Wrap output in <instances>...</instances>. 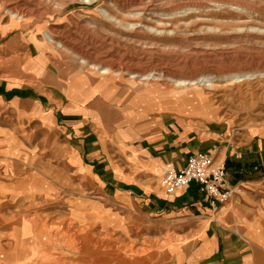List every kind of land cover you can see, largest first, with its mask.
Segmentation results:
<instances>
[{
  "label": "crops",
  "instance_id": "1",
  "mask_svg": "<svg viewBox=\"0 0 264 264\" xmlns=\"http://www.w3.org/2000/svg\"><path fill=\"white\" fill-rule=\"evenodd\" d=\"M48 69L40 77L42 67L28 71L39 89L20 92L18 80L0 84V254L23 247L21 253L48 264L47 255L57 253L54 240L63 239L95 255L98 226L110 234L114 223L124 228L136 216L152 221L156 238L164 229L174 235L171 264H264V134L235 136L223 123L193 130L176 120L122 114L106 79L78 72L63 85L50 84ZM197 152L225 164L239 196L213 206L195 183L165 194L166 165L182 169ZM48 190L72 196L57 201L55 222L29 218L28 206L49 200ZM45 222L58 227L45 232Z\"/></svg>",
  "mask_w": 264,
  "mask_h": 264
},
{
  "label": "rangeland",
  "instance_id": "2",
  "mask_svg": "<svg viewBox=\"0 0 264 264\" xmlns=\"http://www.w3.org/2000/svg\"><path fill=\"white\" fill-rule=\"evenodd\" d=\"M0 3V84L11 86L18 80L19 91L27 92L36 84L28 81V71L36 67L43 68L39 77L49 68L45 83L50 84L63 85L64 78L87 72L110 83L113 105H120L122 114L144 115V120L160 124L176 120L193 130L223 123L235 136L264 134V0ZM103 68L109 73L102 74ZM200 78L211 82L184 90L174 84L177 79ZM67 191L48 190L49 200L28 206V217L34 213L37 220L55 222L51 211L59 208V199L72 196ZM67 207L60 209L68 213ZM43 224L45 232L58 227ZM122 225L114 223L110 234L97 227L96 254L89 258L93 264H138L140 258L150 259V264H171L176 241L170 231L164 229L165 236L156 238L152 221L136 216ZM52 239L51 235L43 243L48 246ZM54 242L51 248L56 247L57 253L47 255L48 264H59V257L65 264L88 262V248L84 251L78 240L75 246L63 239ZM21 252L23 247L14 255L0 254V264L40 263L36 254L28 257Z\"/></svg>",
  "mask_w": 264,
  "mask_h": 264
},
{
  "label": "built area",
  "instance_id": "3",
  "mask_svg": "<svg viewBox=\"0 0 264 264\" xmlns=\"http://www.w3.org/2000/svg\"><path fill=\"white\" fill-rule=\"evenodd\" d=\"M228 176L224 163L214 162L210 154L194 153L182 169H177L172 164L166 165L162 188L165 194L173 196L195 183L213 206L224 205L242 191L240 187L229 183Z\"/></svg>",
  "mask_w": 264,
  "mask_h": 264
},
{
  "label": "bare ground",
  "instance_id": "4",
  "mask_svg": "<svg viewBox=\"0 0 264 264\" xmlns=\"http://www.w3.org/2000/svg\"><path fill=\"white\" fill-rule=\"evenodd\" d=\"M2 10H3V4L0 3V11H2ZM7 13H9L12 17H16V15H14V13H11V11H7ZM106 15H107V13H106ZM47 36H48L47 38L53 42L52 36H49V35H47ZM90 66H91V68H95V69L98 68V67H96V66H94L92 64ZM101 70L103 71L102 74L109 73V69L108 68H103ZM133 78H141V80H151V79H154V77H151V76H147V77H144L143 76V77H141V76H138V75H133ZM233 78H235V77H233ZM209 82H211V81L208 80V78H200V79H196V80H184V79L174 80V84L177 87H181L183 90L186 89V88H191V87H195V86H206V84H208ZM210 86H212V85L210 84ZM92 253H89L88 257H86V259L88 258V262H84L85 264H90V263L93 264L91 262V260L89 259V258H91V256H93ZM50 255L53 256V254H50ZM60 259H61V261H60ZM58 260H59V262H58ZM63 260L64 259H62L60 257L57 258V262L59 264H65L66 262H64Z\"/></svg>",
  "mask_w": 264,
  "mask_h": 264
}]
</instances>
